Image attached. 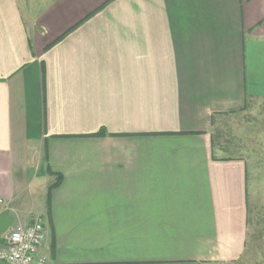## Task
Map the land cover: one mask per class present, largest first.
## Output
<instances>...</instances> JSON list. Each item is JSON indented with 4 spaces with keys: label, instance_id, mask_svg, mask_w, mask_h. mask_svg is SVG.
<instances>
[{
    "label": "crops",
    "instance_id": "1",
    "mask_svg": "<svg viewBox=\"0 0 264 264\" xmlns=\"http://www.w3.org/2000/svg\"><path fill=\"white\" fill-rule=\"evenodd\" d=\"M263 105L264 0H0V197L47 264L239 263L212 131Z\"/></svg>",
    "mask_w": 264,
    "mask_h": 264
},
{
    "label": "rangeland",
    "instance_id": "2",
    "mask_svg": "<svg viewBox=\"0 0 264 264\" xmlns=\"http://www.w3.org/2000/svg\"><path fill=\"white\" fill-rule=\"evenodd\" d=\"M212 140L221 155L241 157L247 163L248 239L246 253L237 264H264V105L257 110L221 119L212 131ZM42 188L37 191L35 185L32 187L35 203ZM16 223L15 220L14 225Z\"/></svg>",
    "mask_w": 264,
    "mask_h": 264
},
{
    "label": "built area",
    "instance_id": "3",
    "mask_svg": "<svg viewBox=\"0 0 264 264\" xmlns=\"http://www.w3.org/2000/svg\"><path fill=\"white\" fill-rule=\"evenodd\" d=\"M5 211L11 213L0 197V214ZM13 225L0 237V264H47L37 256L38 247L47 239L46 221L38 218L31 226L19 221Z\"/></svg>",
    "mask_w": 264,
    "mask_h": 264
},
{
    "label": "water",
    "instance_id": "4",
    "mask_svg": "<svg viewBox=\"0 0 264 264\" xmlns=\"http://www.w3.org/2000/svg\"><path fill=\"white\" fill-rule=\"evenodd\" d=\"M14 217L7 211L0 214V237L13 225Z\"/></svg>",
    "mask_w": 264,
    "mask_h": 264
},
{
    "label": "trees",
    "instance_id": "5",
    "mask_svg": "<svg viewBox=\"0 0 264 264\" xmlns=\"http://www.w3.org/2000/svg\"><path fill=\"white\" fill-rule=\"evenodd\" d=\"M99 134V133H98ZM57 184V183H56ZM56 185H53L52 187H50V191L53 190V188L55 187ZM0 245H1V242H0Z\"/></svg>",
    "mask_w": 264,
    "mask_h": 264
}]
</instances>
